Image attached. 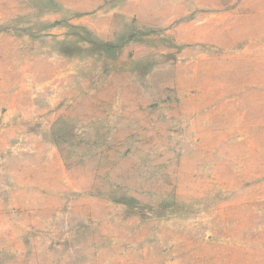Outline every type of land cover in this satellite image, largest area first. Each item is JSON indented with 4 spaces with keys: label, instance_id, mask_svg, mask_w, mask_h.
<instances>
[{
    "label": "rangeland",
    "instance_id": "374dc122",
    "mask_svg": "<svg viewBox=\"0 0 264 264\" xmlns=\"http://www.w3.org/2000/svg\"><path fill=\"white\" fill-rule=\"evenodd\" d=\"M0 264H264V0H0Z\"/></svg>",
    "mask_w": 264,
    "mask_h": 264
}]
</instances>
